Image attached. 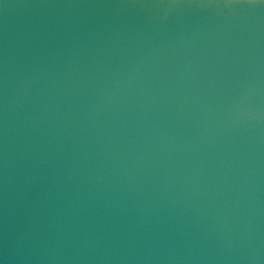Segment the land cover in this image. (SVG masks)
<instances>
[{
  "label": "water",
  "instance_id": "95a60500",
  "mask_svg": "<svg viewBox=\"0 0 264 264\" xmlns=\"http://www.w3.org/2000/svg\"><path fill=\"white\" fill-rule=\"evenodd\" d=\"M0 264H264V0H0Z\"/></svg>",
  "mask_w": 264,
  "mask_h": 264
}]
</instances>
